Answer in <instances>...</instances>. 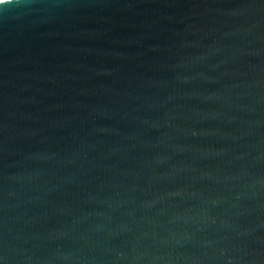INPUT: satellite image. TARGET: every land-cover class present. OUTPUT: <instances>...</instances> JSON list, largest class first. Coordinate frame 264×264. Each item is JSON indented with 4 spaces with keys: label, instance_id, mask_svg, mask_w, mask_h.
<instances>
[{
    "label": "water",
    "instance_id": "water-1",
    "mask_svg": "<svg viewBox=\"0 0 264 264\" xmlns=\"http://www.w3.org/2000/svg\"><path fill=\"white\" fill-rule=\"evenodd\" d=\"M0 264H264V0H0Z\"/></svg>",
    "mask_w": 264,
    "mask_h": 264
}]
</instances>
